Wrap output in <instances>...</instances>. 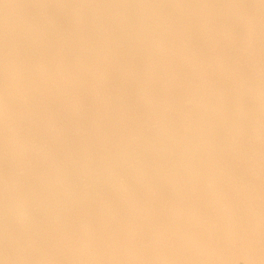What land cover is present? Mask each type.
I'll return each instance as SVG.
<instances>
[{
    "label": "bare ground",
    "instance_id": "6f19581e",
    "mask_svg": "<svg viewBox=\"0 0 264 264\" xmlns=\"http://www.w3.org/2000/svg\"><path fill=\"white\" fill-rule=\"evenodd\" d=\"M0 264H264V0H0Z\"/></svg>",
    "mask_w": 264,
    "mask_h": 264
}]
</instances>
